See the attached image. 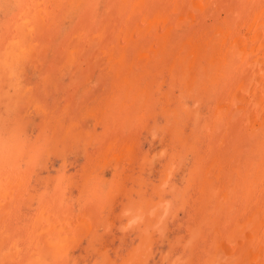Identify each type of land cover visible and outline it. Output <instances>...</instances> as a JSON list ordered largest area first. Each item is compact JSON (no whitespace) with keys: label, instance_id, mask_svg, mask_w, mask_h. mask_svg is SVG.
<instances>
[{"label":"rangeland","instance_id":"rangeland-1","mask_svg":"<svg viewBox=\"0 0 264 264\" xmlns=\"http://www.w3.org/2000/svg\"><path fill=\"white\" fill-rule=\"evenodd\" d=\"M35 1L37 0H0V32H2V34L0 33V37H2L0 38V58H3L0 60L2 64L4 63L3 65L0 63V71L3 70L4 73H9L8 69L12 68L11 63L18 60L16 58L19 53L17 50H20V46H23L24 42L20 39L21 37L13 36L9 32L10 29L6 27L12 26L20 20L24 14L23 10L27 6L32 9L31 6L35 5ZM48 1H44V5L41 6L44 8H40L37 13L42 11L45 13L50 5L49 10L53 12L52 15H48L49 17L44 16L45 20L47 19L49 22L42 20L43 16L41 14L39 19L33 17L32 14V17L30 16L34 21V28L38 32H34L33 28L30 27L29 30L26 29L28 34L31 33L30 35L34 36H30L34 40L32 45L26 47L27 52L30 54L21 55V59L25 57L26 60H24V66L18 71L20 75L13 76L9 80L6 77L7 75L0 72V79L2 78L0 81V167H5L7 174L13 175L8 178L9 183H5L1 187L4 190L0 189V232L3 235V237L0 235V260L2 258L0 264H7V262L12 264L14 259H16L14 260L15 264H33L38 257H43L45 262L48 258L49 260L52 259V264H242L239 259L244 256L243 251L251 257H255L253 254L258 252H254V249L251 250L249 246L251 242L250 235L245 231L244 235H240L233 222L240 220L239 223L243 225L250 221L249 219L253 215L250 210L248 211L250 209L248 206L245 208L246 199L251 195H247V190L244 187L246 185L237 181L242 179L243 176H248V180L244 179L242 183L250 184L248 182L255 175V172L264 178V128L261 126L264 123V100H261V97L264 96L261 93V88L257 91L262 84H258L254 79L261 69L262 63L256 53L253 55L254 46H250V48L243 50V53H240L241 45L244 46L249 40L251 41L255 31H259V38L264 39V0H199V6L208 8L207 14L210 19L209 17L205 18L203 13H200L201 16L200 14H192L186 6L185 8L184 5L177 2L178 0L168 3L169 8L166 9V14H162V16H165L164 19H167V26L161 31L160 36H164V33L168 31L167 34L165 33V37L170 35L171 42L177 38L178 40H175V43L169 42L171 45L168 43L170 48L173 45L179 47H177V51L175 50L177 53L181 49V51L184 50L181 47L182 45L184 47H187L189 43L194 45V51H187L186 54L190 57L194 55L192 57L193 63L199 61L191 66L192 71H194L192 75H196H194L195 84L193 88L195 89L197 86L196 80L198 86L196 90H192L190 93L188 90L191 88L187 84L184 85L180 80H177L173 87L169 69L166 70L167 73L165 74L158 73L161 67L155 69L156 67L151 61L145 64V70L154 71L155 73L152 72L146 78L145 75L150 72L140 71L143 73L142 77H144L139 82L135 81L136 78H129L128 82L130 84H125L123 81V84L111 87L112 77L107 78L104 75V66H107L106 61L115 62V64L119 62L123 65L126 63V67L123 69H127L135 60L137 63L139 62L137 57H150L151 53L154 54V51L149 52L152 47L148 43L152 39L147 41V39H144L145 36L140 37L141 32L140 34L137 32L139 36H136L132 34L131 28L125 29L124 21L129 20L126 19L127 17L130 18L128 13H133L139 4L143 5V0H74V7L71 9L68 7L71 0ZM81 3L82 5H80ZM187 3L191 4V0ZM133 6H136V8H133ZM66 7L67 11L70 9L73 13L69 12L65 15L67 11L65 13L64 11L61 12ZM21 8L23 9L21 10ZM49 10L48 12H50ZM54 13H57L60 20L56 18L57 21L53 22ZM156 15L161 18L159 14ZM151 20L148 22L143 17L134 27H141L144 23V28H147L151 22H156V18ZM186 22L190 25L187 26ZM43 23H46L47 26L50 25V29L43 27ZM51 24L54 26H51ZM43 31L45 32L44 36L41 34ZM8 32L9 34H6ZM122 32H126V34L118 38L121 41L118 42V46H115L117 44L115 38ZM204 32H206L205 35ZM33 33H36V35ZM224 34L226 35L224 36ZM234 35L239 37L238 47L240 48L234 50V47H231L230 44L222 45L221 56L223 62H221L218 59L219 54H217L220 45L214 48L207 45L216 43L220 37L234 38ZM16 40H20L18 46L15 44V42L17 43ZM129 41L132 45L133 43L135 45L134 48L130 45V50L136 47L135 50L125 49V44ZM121 46L127 51L124 55L122 54L123 50L117 49ZM200 48L203 49L201 53H199ZM11 50L14 51L13 55H11ZM261 50L263 52L260 53L264 54V49ZM15 54L16 56H14ZM208 54L210 55L208 56ZM87 56L92 58L90 59ZM122 56L126 57L125 61L121 58ZM233 56L235 57L230 60ZM232 61H236L235 65H232ZM221 64L224 66H220ZM4 65L7 67L4 68ZM220 68H223L222 85L228 90L226 95L222 97V93L217 88L215 90L211 86L204 85L205 94L199 96V90L204 88L199 79L204 76L209 82L208 79L211 80L213 72H220ZM156 73L159 74L157 78L154 76ZM138 74L140 76V73ZM138 74L136 73V75ZM228 75L231 76L227 77ZM151 78H153L155 84L149 82ZM229 79L231 80L229 81ZM156 80L159 82L157 83ZM159 83L160 85L164 84L162 89L158 88ZM122 85H125V87ZM247 86L250 87L249 90ZM263 86L264 84L261 87ZM251 89H255V94H252V96L250 95ZM240 91L242 97L239 98L241 100L237 101L236 95L238 96ZM217 93L223 101L222 109L226 111L224 120L226 119L227 122V118L238 117V115L239 117L237 120L231 121L233 124L230 122L229 128L217 130L214 137L211 136L213 135L210 133L211 131L208 132L209 126L206 127L208 130L204 127L210 125L211 114L214 111L216 112L215 109L219 106V104H217L218 106L212 105L214 101L216 104L219 99ZM146 94L149 98H147L148 96L145 97ZM165 95L168 96V101ZM245 101L248 104L251 103L250 106L254 105L256 114L258 113L257 116H254L253 113L251 117V119L258 117L257 124L254 126L248 119L245 120V113L242 114L243 106L247 105ZM168 102L170 107L172 106L171 108L175 109L177 111L175 113L178 114L174 113L173 119L170 118L171 120L165 116L167 106H169ZM224 103L231 106H224ZM141 107H144V109ZM139 114H143L145 118H141ZM139 121L141 124L138 123ZM105 122L110 124V128H106L109 125ZM259 126H261V129H259ZM72 127H76L78 130H73ZM245 131L250 133H245ZM179 132L181 133L179 134ZM102 135L107 136L102 138ZM183 137L186 139H182ZM260 137L261 139H259ZM177 140L178 142H176ZM20 143L22 145H19ZM248 143H252L254 146ZM237 146L239 147L237 148ZM245 146L247 149H244ZM235 148L240 150L236 152ZM245 150H247V153ZM215 152L217 153L215 154ZM197 154L202 156L198 160L199 164L195 162ZM237 154L240 155L239 158ZM244 154H246V157ZM251 154H253V157ZM217 156H219V162ZM240 158H242L241 162L239 161ZM98 161H103L106 164L104 167L108 164L111 166H108L100 174L92 175L95 172L92 165L98 164ZM249 164L252 165L249 166ZM115 165L120 167V171L117 170L119 174L114 172L113 167ZM205 166L209 171L204 168ZM201 167L206 170L201 169ZM241 171L242 173H240ZM85 172L86 174H84ZM216 174L217 176H215ZM236 174L240 175L237 177ZM235 175L237 179L234 177ZM7 177L5 176V178ZM115 180L117 183L114 182ZM210 180L211 183H209ZM119 182H122L121 185ZM194 182H200V184L197 183L198 185H196ZM161 184H164L163 187ZM239 184L241 185L239 186ZM82 185L83 190H80ZM241 186L243 189H241ZM207 187L209 190L206 189ZM212 190L215 192H213L214 194L210 192ZM202 191L206 192L202 193ZM255 191H258V194ZM251 192H253L252 189ZM254 192L255 195H258V198L264 199L262 184L256 187ZM20 193L21 195H19ZM223 196L231 198L232 201L228 198L224 199ZM234 200L236 202H233ZM160 201H163L162 204L166 203L167 205H162ZM155 203L159 205L154 210ZM196 206L200 208L197 209ZM218 207L219 209H217ZM150 210L155 211V214ZM241 215L245 217L242 218ZM199 216L209 217L210 221L203 222V218L200 217L199 219ZM261 219H264V215H261ZM156 220H158V223ZM199 220L203 223L201 224ZM38 222H41V228H38ZM259 224L262 225L263 221H259ZM49 232L56 235L54 237H56L55 242L57 243L54 242V237L50 236ZM263 232L264 228L260 232V238L264 241ZM250 233L252 234V232ZM3 240H5V243H3ZM61 243L63 244L62 247ZM44 244L48 245L47 248ZM260 244H263V242H260ZM261 246L263 247V245ZM44 247L46 249L43 254L42 249ZM38 250L40 255H38ZM6 253L8 255H5ZM13 253L15 254L13 255ZM55 253L56 255H54Z\"/></svg>","mask_w":264,"mask_h":264},{"label":"bare ground","instance_id":"bare-ground-1","mask_svg":"<svg viewBox=\"0 0 264 264\" xmlns=\"http://www.w3.org/2000/svg\"><path fill=\"white\" fill-rule=\"evenodd\" d=\"M17 1V0H16ZM18 1H22V0H18ZM27 1V0H26ZM45 1V0H44ZM44 1L43 0H37V1H35V5H33V6H31V7H33L32 9H30V8H28V6L23 10L24 11V14L22 15L23 17L20 19V20H18L16 23H14V24H12V26L11 25H9V26H7L6 28L7 29H10V33H12V35L14 36L15 35V37H21L20 39L21 40H23L24 42H23V46H20V50H17L19 53H18V57H16V58H18V60H15V62H12L11 63V65H12V68L9 70L8 69V71H9V73L7 72V73H4L3 72V70H1L0 72L2 73H4L5 75H7L6 77L7 78H9V80L10 79H12L13 78V76L14 77H16V76H18V75H20V73H18V71H19V69L21 68V67H23L24 66V60H26L25 59V57H24V59H21V55H26V53L29 55L30 53H28L27 51V49H26V47H28V46H30V45H32L33 44V40L34 39H31L30 38V36L31 37H34L33 35H30V34H28L27 33V30H29L28 28L30 27L31 29L33 28V30H34V32H38V30H36V28H34V21L31 19V14L33 15V17H37L38 19L40 18V16L42 15L43 16V18H41L42 20L44 19L45 20V17H49L50 16V14L52 15V11L51 10H49L50 8H51V6L49 5L48 6V9L47 10H45L46 12L44 13V11H42L41 13H37L39 10H40V8L42 9V8H44V7H41L42 5H44ZM51 0H49L48 2H50ZM126 1V0H125ZM142 1V0H141ZM173 0H143V5H138V7H137V9H135L134 11H133V13H131V12H129L128 13V16L130 17V18H126V19H129L128 21L126 20V21H124V24H125V29H127V28H131V30H132V34H134V35H136V36H139L138 34H137V32L140 34V32H141V38L142 37H144L145 36V38L144 39H147V41H148V39H152L151 41L149 40V43L148 44H151V49L149 50V52L151 53V52H153L154 51V54H150L151 56L150 57H148L147 55V57H144V56H139V57H137V59L139 60V62L137 63L136 62V60L130 65V66H128V68L127 69H123V68H125L126 67V63L123 65V64H121V63H119V62H117L116 64H115V62L114 63H112V62H109V61H106V67L104 66V71H105V73H104V75L105 76H107V78H111L112 80H111V87H114V86H117V85H121V84H123V81L125 82V84L126 83H129L128 82V79L129 78H136L135 79V81H137V82H139L143 77H142V72H140V71H149V70H145V64L148 62V63H150V61L152 62V63H154V66L156 67L155 69H158V68H160L159 70L160 71H158V73H162V74H165V73H167L166 72V70H168L169 71V76H170V78H171V82H173L172 83V86L174 87V85H175V83H176V81L177 80H180L184 85H186L187 84V86H189L191 89H189L188 90V92L190 93L192 90H196V87L198 86V83H197V80H196V87H195V89L193 88L194 87V84H195V82H194V77L196 76L195 74V76L194 75H192V72H194V71H192V65H194V63L196 62V63H198L199 61L197 60V58H196V60L197 61H195L194 63H193V58L192 57H194V55H192V57H190V55H188V54H186V52L187 51H189V52H191V51H194L193 50V48H194V45H192V44H188V46L187 47H184L183 45L181 46L184 50L183 51H179V53H177L176 51H177V47L178 46H175V45H173V47L172 48H170L169 47V45H168V43L170 42V43H175V40L177 41L178 39L176 38L175 40H173V42H171V40H172V38L170 37V35L168 36V37H165L166 35H165V33L167 34V32H165L164 33V36L162 35V36H160L161 35V31H163L164 30V28L167 26L166 24V20L164 19V15L162 16V14H166V9H168L169 8V5H168V3L169 2H172ZM189 0H178L177 2H179V3H181V5H184V7L186 6L187 7V9H189V11L192 13V14H196V15H199L200 13H203L205 16V18L206 17H209L208 16V11H207V9L208 8H204V7H201V6H199L198 5V1L199 0H191V4H188L187 2H188ZM8 2H10V1H8ZM13 2V1H12ZM29 2H32V1H29ZM79 2V1H78ZM84 3H86L85 1H83ZM160 2H162V3H160ZM11 3V2H10ZM47 3V2H46ZM74 3H75V1L74 0H71L70 1V3L68 4V7H70V9L71 8H73L74 7ZM129 3V2H128ZM141 3V2H140ZM22 4V3H21ZM48 4V3H47ZM201 4V3H200ZM80 5H82V3L80 4ZM79 4H78V6H80ZM92 5V4H91ZM132 5V4H131ZM137 5V4H136ZM180 5V4H179ZM16 6H18V5H16ZM67 6V5H66ZM13 7V6H12ZM19 7V6H18ZM20 7H21V5H20ZM115 7H117V6H115ZM120 7V6H119ZM180 8H181V6H179ZM185 7V8H186ZM96 8V7H95ZM133 8H136V6H133ZM177 8V7H176ZM6 9V8H5ZM23 8H21V10H22ZM62 9V8H61ZM70 9L67 11V7L66 8H63L62 9V11L61 12H63L64 11V13H65V15L66 14H68L69 12H72V11H70ZM76 9V8H75ZM118 9V8H117ZM124 9H126V8H124ZM171 9H172V7H171ZM174 9V8H173ZM217 9V8H216ZM9 10H11V9H9ZM20 10V11H21ZM44 10V9H43ZM48 10L50 11V12H48ZM80 10V9H79ZM119 10V9H118ZM184 10V9H183ZM74 11V10H73ZM84 11V10H83ZM96 11V10H95ZM98 11V10H97ZM177 11V10H176ZM22 12V11H21ZM36 12V14H34ZM56 12H57V10H56ZM60 12V11H59ZM107 12V11H106ZM109 12V11H108ZM157 12V13H156ZM170 12V11H169ZM171 12H172V10H171ZM174 12V11H173ZM212 12H213V10H212ZM4 13H5V11H4ZM73 13V12H72ZM176 13V12H175ZM179 13V12H178ZM210 13V12H209ZM216 13V12H215ZM41 14V15H40ZM44 14V15H43ZM55 14V18H52V19H54L53 20V22H55V21H57L56 20V18H58V20H60L59 19V16L57 15V13H54ZM71 14V13H70ZM94 14V13H93ZM156 14H159L160 16H161V18H159ZM170 14V13H169ZM20 15V14H19ZM18 15V16H19ZM49 15V16H48ZM108 15V14H107ZM155 15H156V17H155ZM173 15V14H172ZM210 15V14H209ZM31 16V17H30ZM45 16V17H44ZM70 16V15H69ZM75 16V15H74ZM154 16V17H153ZM174 16V15H173ZM200 16H201V14H200ZM107 17V16H106ZM145 18V20L146 21H148L149 22V20H151V19H154V18H156V22L154 23V22H151L148 26H147V28H144V23H143V25H141V27L139 26V27H137V28H135L136 26V24H138V22H139V20L141 19V18ZM153 17V18H152ZM169 17V16H168ZM176 18H177V15L175 16ZM212 17V16H211ZM17 18H19V17H17ZM51 18V17H50ZM123 18V17H122ZM157 18H159V19H157ZM252 18V17H251ZM16 19V18H15ZM40 19V20H41ZM109 19H111V18H109ZM115 19H116V15H115ZM131 19H132V21H131ZM160 19H161V21H160ZM201 19H202V17H201ZM209 19H210V17H209ZM47 20V19H46ZM45 20V21H46ZM107 20V19H106ZM179 20V19H178ZM48 21V20H47ZM112 21V20H111ZM152 21V20H151ZM169 21V20H168ZM200 21V20H199ZM204 21H206L205 19H204ZM43 22V21H42ZM49 22V21H48ZM162 22V23H161ZM249 22V21H248ZM47 23V22H46ZM46 23H43V27H46V28H49L50 29V25H46ZM173 23H174V21H173ZM183 23V22H182ZM200 23V22H199ZM230 23V22H229ZM250 23V22H249ZM54 24V23H53ZM53 24H51V26L53 25ZM113 24V23H112ZM112 24H110V25H112ZM131 24V25H130ZM140 24V23H139ZM186 24H187V26H189L190 24L188 23V22H186ZM108 25V24H107ZM169 25V24H168ZM173 25V24H172ZM193 25V24H192ZM197 25H198V23H197ZM206 25V24H205ZM208 25V24H207ZM54 26V25H53ZM113 26V25H112ZM135 26V27H134ZM180 26V25H179ZM248 26V25H247ZM252 26V25H251ZM254 26V25H253ZM258 26V25H257ZM5 27V26H4ZM41 27H42V25H41ZM168 27H170V26H168ZM173 27V26H172ZM124 28V27H123ZM178 28H180V27H178ZM177 28V29H178ZM206 28V27H205ZM246 28V27H245ZM257 28V27H256ZM27 29V30H26ZM38 29H39V27H38ZM108 29V28H107ZM111 29H112V27H111ZM159 29H162V30H159ZM176 29V28H175ZM174 29V30H175ZM200 29H201V26H200ZM26 30V31H25ZM43 30V29H42ZM67 30V29H66ZM135 30H137V31H135ZM170 30V29H169ZM197 30H198V28H197ZM238 30H239V28H238ZM250 30V29H249ZM31 31V30H30ZM39 31H40V29H39ZM46 31V30H45ZM48 31V30H47ZM46 31V32H47ZM52 31V30H51ZM51 31H49V32H51ZM100 31V30H99ZM234 31H235V29H234ZM9 32L8 33H6V34H9ZM190 32V31H189ZM208 32H209V30H208ZM231 32V31H230ZM235 32H237V31H235ZM254 32V31H253ZM1 34H2V32H0ZM36 33H33L34 35H36ZM88 33V32H87ZM173 33V32H172ZM205 33L206 32H204V35H205ZM233 33V32H232ZM231 33V34H232ZM41 34H42V36H44L45 35V32L43 31V32H41ZM48 34V33H47ZM90 34V33H89ZM124 34H126V32H122V34H119V35H117V37L115 38L116 39V45L115 46H118L119 44H118V42H120L121 40H118V38H121V36L122 35H124ZM176 34V33H175ZM216 34V33H215ZM250 34V33H249ZM252 34V33H251ZM250 34V35H251ZM38 35V34H37ZM213 35V34H212ZM217 35V34H216ZM226 34H224V36H225ZM227 35H228V33H227ZM240 35V34H239ZM259 31H255V33H254V35H253V37L251 38V41L249 42H247L246 43V45H244V46H242L241 45V51H240V53H243L244 51L243 50H246L248 47L250 48V46H254V48H255V50H254V52H253V55L256 53V56L257 57H259L258 59L260 60V62L262 63V65L260 66L261 67V69L258 71V73L255 75V78L254 79H256V81H257V83L258 84H264V54L262 53H260V52H263V50H261V49H264V39H262V38H259ZM41 36V35H40ZM50 36V35H49ZM160 36V37H159ZM199 36V35H198ZM224 36L221 38H219V41H217L216 43H213L212 45H207V46H212L213 48L214 47H217V46H219L218 47V53L217 54H219L218 56H219V58L218 59H220V61L221 62H223L222 61V45L224 46V45H226V44H230V46L232 47H234V50H236V49H239L240 47H238V40H239V37H235V35H234V38H228V36H226V38H224ZM246 36V35H245ZM244 36V37H245ZM3 37H4V35H3ZM7 37V36H6ZM6 37H5V39H6ZM184 37V36H183ZM195 37V36H194ZM209 37V36H208ZM241 37H242V35H241ZM243 37V38H244ZM0 38H2V37H0ZM201 38V37H200ZM108 39V38H107ZM189 39V38H188ZM192 39V38H191ZM2 40V39H1ZM31 40H32V43H31ZM68 40V39H67ZM9 41V40H8ZM17 41V43L15 42V44H17V46H18V44H20V43H18V42H20V40H16ZM111 41H112V38H111ZM188 41V40H187ZM2 43H3V41H1ZM6 42H7V40H6ZM39 42V41H38ZM90 42V41H89ZM138 42H140V41H138ZM199 42V41H198ZM197 42V43H198ZM204 42V41H203ZM244 42H245V40H244ZM8 43V42H7ZM36 43V42H35ZM40 43V42H39ZM91 43V42H90ZM143 43V42H142ZM152 43H153V45H152ZM169 43V44H170ZM202 43V42H201ZM9 44H10V42H9ZM14 44V43H13ZM61 44H63V43H61ZM123 44V43H122ZM130 45H131V47H133L134 48V43H133V45L130 43V41L129 42H127V44H125V49L126 50H130ZM138 45H139V43H138ZM171 45V44H170ZM199 45V44H198ZM240 45V44H239ZM13 46V45H12ZM123 46V45H122ZM122 46L121 47H117V49H120V50H123V55L124 54H126L127 53V51L124 49V48H122ZM126 46H127V48H126ZM197 46V45H196ZM195 46V47H196ZM200 46V45H199ZM228 46V45H227ZM8 47H10V46H8ZM89 47V46H88ZM140 47V46H139ZM144 47V46H143ZM209 47V48H210ZM211 47V48H212ZM221 47V48H220ZM6 48V47H5ZM11 48V47H10ZM10 48H8V49H10ZM12 48H14V47H12ZM39 48V47H38ZM47 48V47H46ZM71 48V47H70ZM131 49V50H135L136 49V47H135V49ZM179 48V47H178ZM210 48V49H211ZM16 49H17V47H16ZM16 49H14V50H16ZM19 49V48H18ZM206 49V48H205ZM209 49V50H210ZM230 49V48H229ZM53 50V49H52ZM130 50V51H131ZM176 50V51H175ZM200 50V52L199 53H201L202 51L201 50H203L202 48H200L199 49ZM1 51V50H0ZM12 51V50H11ZM29 51H31V50H29ZM95 51V50H94ZM129 51V52H130ZM196 51V50H195ZM208 51V50H207ZM215 51V50H214ZM4 52V51H3ZM32 52V51H31ZM122 52V51H121ZM236 52V51H235ZM95 53V52H94ZM132 53H134V52H132ZM208 53V52H207ZM206 53V54H207ZM14 54V51H12L11 52V55H13ZM135 54V53H134ZM139 54V53H138ZM195 54V53H194ZM203 54V53H202ZM226 54V53H225ZM236 54V53H235ZM87 55H88V53H87ZM137 55V54H136ZM135 55V56H136ZM140 55V54H139ZM142 55V54H141ZM210 54H208V56H209ZM213 55V54H212ZM211 55V56H212ZM232 55V54H231ZM230 55V56H231ZM244 55V54H243ZM14 56H16V54L14 55ZM85 56V55H84ZM93 56V55H92ZM187 56V57H186ZM199 56V55H198ZM229 56V57H230ZM241 56V55H240ZM263 56V57H262ZM23 57V56H22ZM45 57V56H44ZM49 57V56H48ZM87 57H89L90 59L92 58V57H90V56H87ZM217 57V56H216ZM235 56H233V57H231L230 58V60L232 59V58H234ZM238 57V56H237ZM89 58H85V59H89ZM121 58H123L124 59V61L126 60L125 58L126 57H124V56H122ZM147 58V59H146ZM207 58H209V57H207ZM0 59H3V58H0ZM19 59H21V60H19ZM106 59V58H105ZM133 59H136V58H133ZM239 59V58H238ZM257 59V60H258ZM45 60V59H44ZM132 60V59H131ZM1 61V60H0ZM7 61V60H6ZM5 61V62H6ZM23 61V62H22ZM29 61V60H28ZM32 61V60H31ZM85 61V60H84ZM88 61V60H87ZM121 61H123V60H121ZM205 61V60H204ZM214 61V60H213ZM227 61V60H226ZM73 62V61H72ZM86 62V61H85ZM100 62V61H99ZM102 62V61H101ZM132 62V61H131ZM169 62H170V64H169ZM220 62V63H221ZM233 62V61H232ZM236 62V61H235ZM235 62H233V64L232 65H235ZM258 62V61H257ZM1 64H2V61L0 62ZM37 63V62H36ZM89 63H90V60H89ZM103 63H105V62H103ZM124 63V62H123ZM224 63H225V61H224ZM240 63V62H239ZM243 63V62H242ZM244 63H245V61H244ZM4 64V63H3ZM2 64V65H3ZM77 64V63H76ZM112 64H115V65H112ZM202 64V63H201ZM212 64V63H211ZM210 64V65H211ZM252 64H254V63H252ZM6 65H8V64H6ZM37 65V64H36ZM165 65H167V67H165ZM218 65V64H217ZM238 65V64H237ZM251 65V64H250ZM206 66V65H205ZM220 66H224V65H220ZM245 66V65H244ZM7 67V66H6ZM5 67V65H4V68H6ZM31 67V66H30ZM165 67V68H164ZM207 67V66H206ZM231 67V66H230ZM153 68V67H152ZM208 68V67H207ZM232 68V67H231ZM230 68V69H231ZM235 68V67H234ZM33 69V68H32ZM223 69V68H222ZM221 68H220V72H213V74H212V76H211V80L210 79H208L209 80V82L204 78V76L201 78V79H199L200 80V83L202 84V87L204 86V85H208V86H211V87H213L214 89L215 88H217L218 89V91L219 92H221L222 93V97L224 96V95H226V93L228 92V90L227 89H225V87L222 85V72H223V70H222ZM229 69V70H230ZM22 70V69H21ZM152 70V69H151ZM207 70V69H206ZM218 70V69H217ZM224 70H226V69H224ZM239 70V69H238ZM133 71H135L137 74L138 73H140V76H139V74L138 75H136V73H134ZM196 71V70H195ZM15 72V73H14ZM150 72V71H149ZM152 72L153 73H155L154 71H151L149 74H146L145 75V77L147 78V77H149L150 76V74H152ZM207 72H209V71H207ZM228 72V71H227ZM230 72V71H229ZM251 72L252 73H254L253 72V70H251ZM133 73L135 74V76L133 75ZM158 73H156L154 76L157 78V76H159V74ZM231 73H233V72H231ZM239 73V72H238ZM237 73V75H239ZM244 73V72H243ZM246 73V72H245ZM25 74V73H24ZM161 74V75H162ZM209 74V73H208ZM235 74V73H234ZM11 75V76H10ZM203 75V74H202ZM104 76V77H105ZM165 76V75H164ZM167 76V75H166ZM207 76V75H206ZM223 76H224V74H223ZM229 76H231V75H228L227 77H229ZM236 76V75H235ZM152 77V76H151ZM154 77V78H155ZM240 77V76H239ZM57 78V77H56ZM163 78V77H162ZM223 78H226V77H223ZM22 79V78H21ZM153 78H151V80L149 81L150 83H153V80H152ZM232 79V78H231ZM231 79H229V81L231 80ZM240 79V78H239ZM2 80V78L0 79V81ZM8 80V81H9ZM18 80V79H17ZM155 80V79H154ZM158 80V79H157ZM156 80V82L158 83L159 81H157ZM233 80H234V78H233ZM238 80V79H237ZM236 80V82H238ZM7 81V80H6ZM142 81V80H141ZM202 81H203V83H202ZM253 81V80H252ZM10 82V81H9ZM133 82H134V80H133ZM227 82V81H226ZM234 82V81H233ZM235 82V83H236ZM14 83V82H13ZM180 83V82H179ZM228 83V82H227ZM130 84V83H129ZM153 84H155V83H153ZM162 84V83H161ZM242 84V83H241ZM240 84V85H241ZM1 85V84H0ZM137 85V84H136ZM151 85V84H150ZM162 85H164V84H162ZM162 85H160V83H159V89H162ZM226 85V84H225ZM236 85V84H235ZM261 85V86H262ZM122 86H124L125 87V85H122ZM128 86V85H127ZM134 86V85H133ZM153 86V85H152ZM253 86V85H252ZM261 86H259L258 87V89H257V91L260 89V90H262V95L264 96V86L263 87H261ZM2 87V86H1ZM141 87V86H140ZM139 87V88H140ZM150 87V86H149ZM172 87V88H173ZM186 87V86H185ZM210 87V88H211ZM248 87V90H249V86H247ZM255 87V86H254ZM22 88V87H21ZM127 88V87H126ZM155 88H156V86H155ZM209 88V87H208ZM227 88V87H226ZM237 88V87H236ZM235 88V89H236ZM246 88V87H245ZM114 89V88H113ZM204 89H205V86H204V88L203 89H200L199 90V96L200 95H202L205 91H204ZM109 90V89H108ZM112 90V89H111ZM122 90V89H121ZM208 90V89H207ZM210 90H212V89H210ZM216 90V89H215ZM247 90V91H248ZM154 91V90H153ZM157 91V90H156ZM162 91V90H161ZM217 91V92H218ZM234 91H236V90H234ZM244 91V90H243ZM194 92V91H193ZM197 92V91H196ZM218 92V93H219ZM230 92H231V90H230ZM167 93V92H166ZM207 93H208V91H207ZM218 93H217V97L219 98L218 100H217V103L215 104V101H214V103L212 104V105H217V104H219V106L217 107V109H215V110H217L216 112L214 111L213 112V114H211V121L209 122L210 123V125H206L204 128L206 129V130H208V132L209 131H211L210 133H212L213 135H211V136H214L215 135V133L217 132V130H220V129H225L226 127H228L229 128V124H230V122L231 121H233L234 119H236L237 120V118L239 117V115H238V117H236V116H234L233 118H227V122L224 120V118H225V115H226V111H224L223 109H222V98L218 95ZM237 93V92H236ZM245 93V92H244ZM260 93V92H259ZM153 94V93H152ZM165 94V93H164ZM205 94V93H204ZM220 94V93H219ZM230 94H233V93H230ZM252 94L254 95L255 94V89H251L250 90V95L252 96ZM7 95H8V93H7ZM81 95V94H80ZM156 95H157V93H156ZM167 95V94H166ZM165 95V96H166ZM198 95V94H197ZM208 95V94H207ZM213 95H215V94H213ZM146 96H148V94H146L145 95V97ZM234 96V95H233ZM232 96V97H233ZM248 96V95H247ZM113 97V96H112ZM216 97V98H217ZM229 97V96H228ZM231 97V96H230ZM231 97V98H232ZM242 97V95H241V91H240V94L238 93V96L236 95V99H238L237 101H239V100H241V99H239V98H241ZM33 98V97H32ZM147 98H149V96L147 97ZM168 98V96H166V99ZM231 98H230V100H231ZM169 99V98H168ZM168 99H167V101H168ZM200 99H202V98H200ZM257 99V98H256ZM21 100V99H20ZM137 100V99H136ZM142 100V99H141ZM261 100H264V97L262 98L261 97ZM15 101V100H14ZM111 101V100H110ZM134 101H135V99H134ZM152 101V100H151ZM232 101V100H231ZM234 101H236V100H234ZM144 102H145V100H144ZM147 102V101H146ZM233 102V101H232ZM246 102V101H245ZM256 102V101H255ZM264 102V101H263ZM75 103V102H74ZM234 103V102H233ZM238 103V102H237ZM247 103V102H246ZM245 103V104H246ZM225 104V103H224ZM236 104V103H235ZM234 104V105H235ZM238 104H240V103H238ZM251 104V103H250ZM250 104H248L247 103V105H244L243 106V108H242V110H243V115H244V113H245V120L246 119H248V121H250L251 123H252V125L254 126L255 124H257V120H258V117H255V119L254 118H252L251 119V117L253 116V113H254V116H257V114H256V110L254 109V105H252V106H250ZM257 104V103H256ZM147 105V104H146ZM168 105L169 106H167L168 108H167V110H166V112H165V116H167L168 118H169V120H171L170 118H172V116H173V114L175 113V112H177L175 109H172L171 107H170V104H169V102H168ZM241 105V104H240ZM145 106V105H144ZM149 106V105H148ZM147 106V107H148ZM224 106H228V107H230L231 105H229V104H225ZM260 106V105H259ZM20 107V106H19ZM71 107V106H70ZM88 107V106H87ZM93 108H94V106H92ZM101 108V107H100ZM131 108V107H130ZM134 108V107H133ZM141 108H143L144 109V107H141ZM263 108V107H262ZM97 109V108H96ZM95 109V110H96ZM98 109H99V107H98ZM104 109V108H103ZM147 109V108H146ZM264 109V108H263ZM71 110V109H70ZM74 110V109H73ZM90 110V109H89ZM255 110V111H254ZM262 110V109H261ZM13 111V110H12ZM108 111V110H107ZM180 111V110H179ZM201 111V110H200ZM238 111V110H237ZM241 111V110H240ZM93 112V111H92ZM104 112H106V111H104ZM103 112V113H104ZM131 112V111H130ZM186 112V111H185ZM184 112V113H185ZM193 112V111H192ZM239 112V111H238ZM22 113V112H21ZM195 113V112H194ZM228 113V112H227ZM176 115H178L177 113H175ZM232 114V113H231ZM69 115V114H68ZM140 116H141V118H145L144 116H143V114H139ZM196 115H197V113H196ZM229 115V114H228ZM236 115V114H235ZM133 116V115H132ZM184 116V115H183ZM201 116V115H200ZM128 117V116H127ZM242 117V116H241ZM86 118H87V116H86ZM98 118V117H97ZM250 118V119H249ZM134 119V118H133ZM140 119V118H139ZM173 119V118H172ZM179 119V118H178ZM193 119V118H192ZM94 120V119H93ZM117 120V119H116ZM175 120V119H174ZM236 120H235V122H236ZM102 121V120H101ZM100 121V122H101ZM118 121V120H117ZM140 121H142V120H140ZM140 121L138 122V123H140ZM195 121H197V120H195ZM194 121V122H195ZM225 121V122H224ZM81 122V121H80ZM99 122V123H100ZM137 122V121H136ZM181 122V121H180ZM23 123V122H22ZM52 123V122H51ZM109 123H110V121H109ZM108 122H105V124H107V125H109V126H106V128L108 127V128H110V124H109ZM181 123H183V122H181ZM232 123V122H231ZM237 123H238V121H237ZM77 124V123H76ZM96 124V123H95ZM103 124V123H102ZM141 124V123H140ZM145 124V123H144ZM199 124H201V123H199ZM233 124V123H232ZM175 125V124H174ZM247 125H248V123H247ZM70 126V125H69ZM79 126H80V124H79ZM184 126V125H183ZM199 126H201V125H199ZM203 126V125H202ZM207 126H209V128L207 129L206 127ZM257 126V125H256ZM255 126V127H256ZM261 126H263V128H264V123H263V125H261ZM261 126H259V129H261ZM12 127V126H11ZM177 127V126H176ZM185 127V126H184ZM73 128V130H78V129H76V127H72ZM203 128V127H202ZM230 128H232V127H230ZM248 129H249V127H247ZM92 129V128H91ZM181 129V128H180ZM185 129V128H184ZM201 129V128H200ZM72 130V131H73ZM107 130V129H106ZM169 131V130H168ZM6 132H7V130H6ZM107 132H108V130H107ZM107 132H105V134H107ZM207 132V133H208ZM239 132V131H238ZM247 132H249V131H247ZM246 131H245V133H247ZM67 133V132H66ZM81 133H83V132H81ZM181 132H179V134H180ZM186 133V132H185ZM184 133V134H185ZM226 133V132H225ZM244 133V134H245ZM250 133V132H249ZM257 133V132H256ZM183 134V135H184ZM241 135H243V134H241ZM240 135V136H241ZM21 136V135H20ZM105 136H107V135H102V138H104ZM187 136V135H186ZM195 137V136H194ZM215 137V136H214ZM245 137V136H244ZM180 138V137H179ZM185 137H183L182 139H184ZM190 138V137H189ZM192 138H193V136H192ZM197 138V137H196ZM203 138V137H202ZM243 138V137H242ZM257 138V137H256ZM263 138V137H262ZM75 139V138H74ZM85 139V138H84ZM87 139V138H86ZM132 139V138H131ZM133 139H134V137H133ZM177 139V138H176ZM186 139V138H185ZM194 139V138H193ZM259 139H261V137L259 138ZM20 140V139H19ZM61 140V139H60ZM76 140V139H75ZM210 140V139H209ZM221 140V139H220ZM238 140V139H237ZM257 140H258V138H257ZM103 141V140H102ZM198 141H200V140H198ZM255 141H256V139H255ZM176 142H178V140L176 141ZM195 142H196V139H195ZM232 142V141H231ZM260 142V141H259ZM17 143H19V142H17ZM247 143V142H246ZM245 143V144H246ZM253 143H254V141H253ZM178 144V143H177ZM195 144V143H194ZM198 144V143H197ZM248 144H250V145H252V143H248ZM255 144V143H254ZM254 144L252 145V146H254ZM258 144V143H257ZM16 145V144H15ZM19 145H22V143H20ZM192 145V144H191ZM225 145V144H224ZM258 145H260V144H258ZM243 146H244V144H243ZM174 147V146H173ZM208 147V146H207ZM212 147V146H211ZM239 146H237V148H238ZM246 147V146H245ZM180 148V147H179ZM200 148V147H199ZM198 148V149H199ZM209 148V147H208ZM208 148H206V149H208ZM237 148H235L236 149V152L237 151H239L240 149H237ZM18 149V148H17ZM223 149V148H222ZM244 149H247V147L246 148H244ZM253 150H255V149H253ZM38 151V150H37ZM192 151V150H191ZM210 151V150H209ZM235 151V150H234ZM242 151V150H241ZM247 150H245V152H246ZM251 151V150H250ZM262 151V150H261ZM196 152H197V150H196ZM213 152V151H212ZM225 152V151H224ZM258 152V151H257ZM260 152V151H259ZM15 153V152H14ZM217 152H215V154H216ZM241 153V152H240ZM247 153V152H246ZM12 154V153H11ZM95 154V153H94ZM199 154V153H198ZM197 154V156H196V164L198 163V160H199V158L200 157H202V156H199ZM211 154V153H210ZM222 155L224 154V153H221ZM230 154H231V152H230ZM256 154V153H255ZM7 155V154H6ZM196 155V154H195ZM232 155V154H231ZM238 155V154H237ZM245 155V157H246V154H244ZM253 154H251V156H252ZM209 156V155H208ZM216 156V155H215ZM219 156H220V154H219ZM219 156H217L218 157V162H219ZM248 156V155H247ZM216 157V158H217ZM238 158L240 157V155H238L237 156ZM250 157V156H249ZM248 157V158H249ZM253 157V156H252ZM6 158H8V157H6ZM234 158H236V156H234ZM234 158H232V159H234ZM255 158V157H254ZM257 158V157H256ZM259 158V157H258ZM9 159V158H8ZM169 159V158H168ZM194 159V160H195ZM202 159V158H201ZM200 159V160H201ZM10 160V159H9ZM102 160V159H101ZM207 160H208V158H207ZM231 160V159H230ZM256 161L258 160V159H255ZM260 160V159H259ZM93 161V160H92ZM92 161H90V162H92ZM170 161H173V160H170ZM205 161V160H204ZM216 161V160H215ZM239 161L241 162L242 161V158H240L239 159ZM249 161H250V159H249ZM251 161H253V160H251ZM94 162V161H93ZM103 161H98V164L97 163H95V165H92V166H94V170H95V172L94 173H92V175H96V174H100V173H102L103 171H105V169L108 167V166H111L110 164H108L106 167H104V165H106V164H104V162L102 163ZM192 162V161H191ZM207 162V161H206ZM213 162V161H212ZM231 162V161H230ZM233 162V161H232ZM259 162V161H258ZM174 163V162H173ZM245 163H246V161H245ZM253 163V162H252ZM199 164V163H198ZM214 164V163H213ZM254 164H255V162H254ZM257 164V163H256ZM29 165V164H28ZM214 165H216V164H214ZM221 165V164H220ZM224 165V164H223ZM252 164H249V166H251ZM1 166V165H0ZM124 166V165H123ZM198 166V165H197ZM211 166H212V163H211ZM225 166V165H224ZM235 166V165H234ZM264 166V165H263ZM198 167H200V166H198ZM215 167V166H214ZM110 168V167H109ZM114 168V172H116L117 174H119V172H117V170H119L120 171V167L119 166H114L113 167ZM172 168V167H171ZM203 167H201V169H202ZM204 168H206V166L204 167ZM203 168V169H204ZM212 168V167H211ZM225 168V167H224ZM259 168V167H258ZM1 169H5V167H0V189L3 191L4 190V188H1L5 183H9V180H8V178H10V177H12L11 176V174L9 175V174H7V172H6V169L5 170H1ZM170 169V168H169ZM195 169V168H194ZM207 169V171H209L208 170V168H206ZM206 169H204V170H206ZM228 169V168H227ZM232 169H233V167H232ZM203 170V171H204ZM107 171V170H106ZM127 171V170H126ZM257 171V170H256ZM260 171V170H259ZM261 171H262V168H261ZM9 173V172H8ZM169 173V172H168ZM203 173V172H202ZM205 173V172H204ZM209 173V172H208ZM224 173V172H223ZM228 173V172H227ZM233 173V172H232ZM239 173V172H238ZM240 173H242V171L240 172ZM249 173V172H248ZM258 173V172H257ZM261 173V172H260ZM84 174H86V172L84 173ZM175 174V173H174ZM194 174V173H193ZM206 174V173H205ZM204 174V175H205ZM213 174V173H212ZM215 174V173H214ZM263 174V173H262ZM91 175V176H92ZM105 175V174H104ZM166 175V174H165ZM225 175V174H224ZM228 175V174H227ZM237 175V177L240 175H238V174H236ZM236 175L234 176L235 178H236ZM245 175V174H244ZM251 175V174H250ZM260 175V174H259ZM258 174H256V172H255V175H253V177L252 178H254V179H252L251 177V179H250V181L248 182V183H250V184H244V183H242V181L244 180V179H246V180H248L247 178H248V176L247 177H245V176H243V178L242 179H239V181H237V182H241V184H243V185H246V186H244L245 187V190H247L246 191V193H247V195H251V196H249L248 197V199H246V201H247V204L245 203V208H247V206L250 208V209H248V211L250 210V212L251 213H253V215H252V218L251 219H249L250 221H247L246 223H244L243 225L242 224H240L239 222H240V220H235L234 222H233V224L234 225H236V229L239 231H237L240 235H244V231L246 232V233H248V235H250V240H251V242L249 243V246H250V248H251V250H253L254 249V252L255 251H257L258 253L256 254V253H254L253 255H255V257H251L249 254H247L245 251H243L242 252V254L244 255V256H242L239 260H240V262L242 263V264H264V241L260 238V232H262L263 231V228H264V219H261V215L263 216L264 215V199L262 200L261 199V197L260 198H258V195H255V192H257V194H258V191H255L254 192V189L256 188V187H258V186H261V184H262V186H263V188H264V178H262L261 176H259ZM5 176L7 177V178H5ZM85 176V175H84ZM88 176V175H87ZM134 176V175H133ZM207 176V175H206ZM205 176V177H206ZM215 176H217V174L215 175ZM214 176V177H215ZM226 176V175H225ZM229 176V175H228ZM227 176V177H228ZM99 177H100V175H99ZM99 177H98V180H99ZM166 177H167V175H166ZM193 177V176H192ZM196 177H198V176H196ZM219 177V176H218ZM232 177V176H231ZM119 178V177H118ZM220 178H221V176H220ZM101 179V178H100ZM103 179V178H102ZM167 179H168V177H167ZM207 179V178H206ZM212 179V178H211ZM225 179V178H224ZM227 179H229V178H227ZM226 179V180H227ZM237 179V178H236ZM235 179V180H236ZM104 180V179H103ZM106 180V179H105ZM104 180V181H105ZM169 180V179H168ZM200 180V179H199ZM209 180V179H208ZM230 180H231V178H230ZM23 181H25V180H23ZM93 181V180H92ZM107 181V180H106ZM172 181V180H171ZM193 181V180H192ZM222 181H223V178H222ZM114 182H116V180L114 181ZM162 182H163V180H162ZM170 182V181H169ZM189 182V181H188ZM220 182V181H219ZM232 182V181H231ZM231 182H229L230 184H231ZM78 183V182H77ZM117 183V182H116ZM120 183H122V182H119V184ZM146 183V182H145ZM171 183V182H170ZM194 183H196V182H194ZM193 183V184H194ZM198 183V182H197ZM196 183V185H198V184H200V182L197 184ZM203 183V182H202ZM207 183V182H206ZM209 183H211V180H210V182ZM208 183V184H209ZM213 183V182H212ZM221 183H223V182H221ZM220 183V184H221ZM74 184V183H73ZM78 184H81V183H78ZM83 184V183H82ZM86 184V183H85ZM102 184V183H101ZM188 184V183H187ZM241 184H239V186L241 185ZM117 185V184H116ZM121 185V184H120ZM162 185V184H161ZM164 185V184H163ZM163 185H162V187H163ZM119 186V185H118ZM123 186H125V185H123ZM201 186V185H200ZM207 186V185H206ZM211 186V185H210ZM222 186V185H221ZM224 186H225V183H224ZM223 186V187H224ZM229 186V185H228ZM231 186V185H230ZM233 186V185H232ZM238 185H237V187H239ZM78 187H79V185H78ZM82 187H83V185L81 186V189L80 190H83L82 189ZM165 187V186H164ZM189 187V186H188ZM199 187V186H198ZM219 187V186H218ZM159 188V187H158ZM157 188V189H158ZM201 188V187H200ZM199 188V189H200ZM203 188V187H202ZM212 188V187H211ZM230 188V187H229ZM232 188H234V187H232ZM6 189H8V188H6ZM79 189V188H78ZM112 189V188H111ZM137 189V188H136ZM205 189V188H204ZM206 189H208V187L206 188ZM215 189V188H214ZM222 189V188H221ZM241 189H243L242 188V186H241ZM251 189L253 190V192H251ZM0 190V191H1ZM161 190H163V189H161ZM168 190V189H167ZM190 190V189H189ZM194 190H195V188H194ZM193 190V191H194ZM209 190V189H208ZM211 190V189H210ZM224 190V189H223ZM228 190H231V189H228ZM233 190V189H232ZM257 190H260V189H257ZM156 191V190H155ZM241 191V190H240ZM249 191H250V193H249ZM262 191V190H261ZM97 192V191H96ZM146 192V191H145ZM144 192V193H145ZM160 192V191H159ZM201 192V191H200ZM206 192V191H205ZM205 192H203L202 191V193H205ZM210 192H214L213 190L212 191H210ZM158 193V192H157ZM162 193V192H161ZM165 193H166V190H165ZM215 193V192H214ZM213 193V194H214ZM221 193V192H220ZM219 193V194H220ZM233 193V192H232ZM235 193V192H234ZM245 193V194H246ZM261 193V192H260ZM259 193V194H260ZM0 194H1V192H0ZM27 194V193H26ZM183 194V193H182ZM212 194V195H213ZM218 194V195H219ZM223 194H224V192H223ZM19 195H21V193L19 194ZM82 195V194H81ZM114 195V194H113ZM145 195V194H144ZM162 195V194H161ZM199 195V194H198ZM240 195H241V193H240ZM254 195V196H253ZM17 196H18V194H17ZM29 196V195H28ZM187 196V195H186ZM203 196H205V195H203ZM216 196H217V194H216ZM228 196V195H227ZM227 196H223V197H225L224 199H226V198H228L229 200H231V198H229V197H227ZM237 196V195H236ZM235 196V197H236ZM243 196V195H242ZM4 197H5V195H4ZM82 197V196H81ZM165 197V196H164ZM212 197V196H211ZM246 197V196H245ZM244 197V198H245ZM240 198V197H239ZM183 199V198H182ZM198 199V198H197ZM233 199H235L234 197H233ZM243 199V198H242ZM4 200V199H3ZM16 200V199H15ZM161 200H163V199H161ZM196 200V199H195ZM195 200H193V201H195ZM199 200H201V199H199ZM207 200V199H206ZM205 200V201H206ZM17 201V200H16ZM43 201V200H42ZM214 201V200H213ZM212 201V202H213ZM232 201V200H231ZM242 201V200H241ZM87 202V201H86ZM151 202H152V200H151ZM153 202H155V201H153ZM161 202V204H162V202L163 201H160ZM159 202V203H160ZM168 202V201H167ZM184 202V201H183ZM201 202V201H200ZM233 202H236L235 200L233 201ZM245 202V201H244ZM20 203V202H19ZM22 203V202H21ZM31 203V202H30ZM133 203V202H132ZM136 203V202H135ZM134 203V204H135ZM143 203V202H142ZM141 203V204H142ZM169 203H170V201H169ZM194 204H195V202H193ZM197 203V202H196ZM231 204H232V202H230ZM241 203V202H240ZM239 203V204H240ZM131 204V203H130ZM133 204V205H134ZM156 204V203H155ZM160 204V205H161ZM163 204H166V203H163ZM162 204V205H163ZM193 204V205H194ZM208 204H210L209 202H208ZM16 205V204H15ZM17 205H19V204H17ZM139 205V204H138ZM159 204H156L155 206H154V210H155V208H156V206H158ZM167 205V204H166ZM170 205V204H169ZM168 205V206H169ZM196 205V204H195ZM194 205V206H195ZM207 205V204H206ZM205 205V206H206ZM244 205V204H243ZM167 206V207H168ZM209 206H211V205H209ZM209 206H207V207H209ZM217 206V205H216ZM239 206V205H238ZM241 206H242V204H241ZM240 206V207H241ZM6 207H7V204H6ZM15 207V206H14ZM18 207V206H17ZM140 207H142V206H140ZM170 207V206H169ZM221 207V206H220ZM239 207V208H240ZM8 208V207H7ZM196 208H197V206H196ZM198 208H200V207H198ZM197 208V209H198ZM222 208V207H221ZM225 208V207H224ZM223 208V209H224ZM230 208H232V207H230ZM229 208V209H230ZM244 208V207H243ZM18 209H20V208H18ZM22 209V208H21ZM132 210H133V208H131ZM153 209V208H152ZM195 209V208H194ZM193 209V210H194ZM213 209V208H212ZM217 209H219V207L217 208ZM226 209H227V207H226ZM235 209V208H234ZM190 210H192V209H190ZM196 210V209H195ZM225 210V209H224ZM244 210V209H243ZM22 211V210H21ZM124 211H125V209H124ZM138 211V210H137ZM150 211H153V210H150ZM248 211H245V212H248ZM2 213H3V211H1ZM9 212V211H8ZM25 212V211H24ZM48 212V211H47ZM52 212V211H51ZM154 212V214H155V211H153ZM159 212V211H158ZM158 212H156L157 214H158ZM190 212V211H189ZM196 212V211H195ZM198 212V211H197ZM210 212V211H209ZM218 212V211H217ZM244 212V211H243ZM16 213V212H15ZM27 213V212H26ZM35 213V212H34ZM61 213V212H60ZM152 213V212H151ZM193 213H194V211H193ZM206 214H207V212H205ZM249 213V212H248ZM8 214V213H7ZM22 214V213H21ZM29 214V213H28ZM142 214V213H141ZM148 214V213H147ZM0 215H1V213H0ZM34 215V214H33ZM159 215H160V213H159ZM217 215V214H216ZM147 216V215H146ZM150 216V215H149ZM164 216V215H163ZM168 216H169V214H168ZM194 216V215H193ZM27 217V216H26ZM36 217V216H35ZM34 217V218H35ZM151 217H152V214H151ZM172 217V216H171ZM200 217L201 218H203L202 216H199V219H200ZM229 217V216H228ZM238 218H239V216H237ZM241 217H242V215H241ZM245 216L243 215V217L242 218H244ZM249 217V216H248ZM1 218V217H0ZM39 218V217H38ZM154 218V217H153ZM168 218V217H167ZM4 219V218H3ZM8 219V218H7ZM21 219V218H20ZM137 219V218H136ZM145 219V218H144ZM160 219V218H159ZM198 219V218H197ZM248 219V218H247ZM24 220V219H23ZM22 220V221H23ZM26 220V219H25ZM31 220H33V219H31ZM39 220V219H38ZM130 220V219H129ZM133 220V219H132ZM193 220V219H192ZM45 221V220H44ZM136 221V220H135ZM142 221V220H141ZM158 220H156V222H157ZM200 221V220H199ZM202 221L203 222H205V221H210V218L209 217H207V218H203L202 219ZM202 221H200V223L202 224L203 222ZM259 221H263V224L261 225V224H259ZM43 222V221H42ZM52 222V221H51ZM51 222H50V224H51ZM168 222V221H167ZM245 222V221H244ZM14 223V222H13ZM25 223V222H24ZM35 223V222H34ZM39 223V226H38V228H41L40 227V223L41 222H38ZM84 223V222H83ZM158 223V222H157ZM156 223V224H157ZM162 223V222H161ZM217 223V222H216ZM4 224V223H3ZM36 224V223H35ZM143 224V223H142ZM154 224V223H153ZM15 225V224H14ZM46 225V224H45ZM162 225V224H161ZM204 225V224H203ZM216 225V224H215ZM219 225V224H218ZM26 226V225H25ZM34 226V225H33ZM36 226V227H37ZM65 226V225H64ZM63 226V227H64ZM226 226V225H225ZM1 227V226H0ZM5 227V226H4ZM28 227V226H27ZM159 227V226H158ZM194 227V226H193ZM2 228H3V226H2ZM17 228V227H16ZM19 228V227H18ZM3 229H5V228H3ZM13 229H14V227H13ZM20 229V228H19ZM19 229H16V230H19ZM37 229V228H36ZM187 229V228H186ZM21 230V229H20ZM161 230V229H160ZM1 231V230H0ZM15 231V230H14ZM38 231V230H37ZM47 231V230H46ZM53 231V230H52ZM51 231V232H52ZM55 231V230H54ZM53 231V232H54ZM195 231V230H194ZM57 232V231H56ZM250 232H252V234L250 233ZM2 232H0V235H2L1 234ZM162 233V232H161ZM264 233V232H263ZM8 235H9V233H7ZM25 234V233H24ZM41 234V233H40ZM49 234H50V232H49ZM53 234V233H52ZM52 234H50V236L52 235ZM191 234V233H190ZM238 234V235H239ZM19 235V234H18ZM27 235V234H26ZM192 235V234H191ZM239 235V236H240ZM11 236V235H10ZM29 236V235H28ZM39 236V235H38ZM53 237L54 236H56L55 234L54 235H52ZM144 236V235H143ZM197 236H199V235H197ZM196 236V237H197ZM2 237H3V235H2ZM1 237V238H2ZM16 237V236H15ZM14 237V238H15ZM20 237V236H19ZM35 237V236H34ZM41 237V236H40ZM40 237H38V238H40ZM146 237V236H145ZM193 237V236H192ZM12 238V237H11ZM42 238V237H41ZM48 238V237H47ZM55 238L56 237H54V242H55ZM194 238V237H193ZM263 238V237H262ZM4 239V238H3ZM8 239V238H7ZM26 239V238H25ZM30 239V238H29ZM35 239V238H34ZM51 239V238H50ZM144 239V238H143ZM176 239V238H175ZM41 240H43V239H41ZM40 240V241H41ZM148 240V239H147ZM150 240V239H149ZM148 240V241H149ZM262 240V241H261ZM5 240H3V243H5L4 242ZM21 241V240H20ZM30 241V240H29ZM58 241V240H57ZM66 241V240H65ZM148 241H147V244H148ZM249 241V240H248ZM2 242V241H1ZM10 242V241H9ZM26 243H27V240L25 241ZM24 242V243H25ZM47 242V241H46ZM62 242V241H61ZM260 242L262 243L263 242V244H260ZM20 243V242H19ZM39 243H42V242H39ZM55 243H57V242H55ZM14 244H15V242H14ZM20 244H23V243H20ZM30 244V243H29ZM6 245V244H5ZM44 245H46V244H44ZM62 243H61V247H62ZM149 245H150V243H149ZM261 245H263V247L261 246ZM23 246H25V245H23ZM27 246H29V245H27ZM47 246L48 245H46V248H47ZM50 246V245H49ZM66 246V245H65ZM195 246V245H194ZM12 247V246H11ZM41 247H43V246H41ZM40 247V248H41ZM57 247H58V245H57ZM192 247V246H191ZM261 247H262V249H261ZM25 248V247H24ZM28 248V247H27ZM45 247H44V249H42V251H44L45 249H46ZM229 248V247H228ZM16 249V248H15ZM30 249V248H29ZM35 249V248H34ZM33 249V250H34ZM51 249H53V248H51ZM192 249V248H191ZM198 249V248H197ZM28 250V249H27ZM53 250H55V249H53ZM64 250V249H63ZM3 251V250H2ZM6 251V250H5ZM8 251H10V250H8ZM56 251V250H55ZM54 251V252H55ZM193 251H194V248H193ZM197 251V250H196ZM14 252V251H13ZM28 252V251H27ZM29 252H30V250H29ZM3 253V252H2ZM10 253H11V251H10ZM20 253V252H19ZM31 254H32V252H30ZM41 253V252H40ZM45 253V251L43 252V254ZM49 253V252H48ZM47 253V254H48ZM53 253V252H52ZM15 253H13V255H14ZM21 254V253H20ZM137 254V253H136ZM135 254V255H136ZM193 254H194V252H193ZM5 255H8L7 253L5 254ZM17 255V254H16ZM16 255H15V257H16ZM28 255H29V253H28ZM37 255V254H36ZM38 255H40L39 254V250H38ZM37 255V256H38ZM51 255V254H50ZM54 255H56V253L54 254ZM221 255V254H220ZM247 255H249V256H247ZM252 255V256H253ZM10 256V255H9ZM22 256V255H21ZM35 256V255H34ZM41 256H43V255H41ZM63 256V255H62ZM199 256V255H198ZM203 256V255H202ZM219 256V255H218ZM247 256V257H246ZM192 257H194V256H192ZM197 257V256H196ZM195 257V258H196ZM7 258V257H6ZM9 258V257H8ZM52 258V257H51ZM35 259V258H34ZM190 259V258H189ZM198 259H199V257H198ZM4 260V259H3ZM8 260V259H7ZM14 260H16V259H14ZM14 260H13V263L12 264H15L14 263ZM36 260V261H35ZM34 261H35V263H33V264H42V263H44V264H52V259H50L49 260V258H48V260L45 262V260L43 259V257L42 258H40V257H38V259H35ZM0 261H2V258H1V260ZM10 261H12V260H10ZM28 261V260H27ZM33 261V262H34ZM201 261H202V259H201ZM30 262V261H29ZM198 262V261H197ZM203 262V261H202ZM196 263V262H195ZM2 264V263H1ZM7 264H8V262H7ZM16 264H19V263H16ZM21 264V263H20ZM131 264V263H130ZM207 264V263H206Z\"/></svg>","mask_w":264,"mask_h":264}]
</instances>
